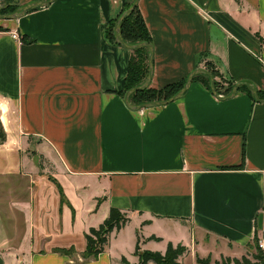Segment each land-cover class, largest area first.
Instances as JSON below:
<instances>
[{"label": "crops", "instance_id": "crops-1", "mask_svg": "<svg viewBox=\"0 0 264 264\" xmlns=\"http://www.w3.org/2000/svg\"><path fill=\"white\" fill-rule=\"evenodd\" d=\"M44 1L0 0V13ZM135 1L57 0L0 21V264H139L138 238L216 264L264 237V103L247 86L228 97L236 84L264 93V0H140L149 88L209 69L219 97L195 77L183 98L139 111L125 103L134 51L108 36ZM111 208L130 222L86 260Z\"/></svg>", "mask_w": 264, "mask_h": 264}, {"label": "trees", "instance_id": "trees-1", "mask_svg": "<svg viewBox=\"0 0 264 264\" xmlns=\"http://www.w3.org/2000/svg\"><path fill=\"white\" fill-rule=\"evenodd\" d=\"M132 6L130 4L127 8L129 9ZM18 8H11L8 11L2 12L1 14H7L14 12ZM125 10V11H126ZM124 11V12H125ZM121 17V16H120ZM118 19L115 20L109 30L108 36L110 39L116 43L115 36V25ZM122 36L126 43L131 45H137L141 43H150L151 37L149 31L145 25V22L140 15L139 8L137 7L133 14L124 21L122 25ZM149 50L142 49L134 51V57L131 59L129 73L127 77V89L126 92L132 88L139 87L143 85L148 77V61H149ZM208 71L216 77L215 72L208 69ZM209 78L206 75L200 74L196 78ZM210 79V78H209ZM143 83V84H142ZM186 84V82H180L166 87L163 90L155 91L153 89H146L141 92H137L131 96V99L137 104V106L154 101H163L168 100L175 96ZM249 94L255 100L254 95L249 91ZM139 95H142L141 97ZM260 98L264 99V93H259ZM136 97L140 98V101H136ZM7 133L0 121V146L6 142ZM130 222L128 215L118 208H111L108 218L98 227L91 228L86 234V251L83 254V257L86 260L95 259L102 253L106 252V249L109 245L110 238L114 232H119ZM153 239H157L153 237ZM158 240V239H157ZM259 239L254 241V244L249 247L252 249L247 256L242 257L241 259H223L221 262L216 264H264V251H262L259 246ZM140 238H138L135 254L139 257V264H148L153 262L155 264H183L181 258L188 253V249L182 245H173L172 243L168 244L166 252H152V251H141L139 247ZM254 247V249L252 248ZM58 253L62 255H69L72 252L59 250ZM122 264H132L125 257L122 258ZM198 264H211V259H198Z\"/></svg>", "mask_w": 264, "mask_h": 264}, {"label": "water", "instance_id": "water-1", "mask_svg": "<svg viewBox=\"0 0 264 264\" xmlns=\"http://www.w3.org/2000/svg\"><path fill=\"white\" fill-rule=\"evenodd\" d=\"M57 0H48V1H44V2H37V3H32V4H28L26 6L20 7L17 10H15L14 12L11 13H7V14H1L0 13V21H13V20H19L21 18H23L24 16H26L29 12L40 9V8H45L50 6L51 4H53L54 2H56ZM140 0H136L132 6L127 9L122 15L121 17L118 19L114 31H115V36H116V43L119 44L120 46L127 48L131 51H138V50H142V49H148L151 53L149 62H148V69H149V74L148 77L145 81V83L139 87H135L132 88L131 90H129L126 93L125 96V103L127 105V107L131 110L134 111H139L142 110L144 108H152V107H159V106H164V105H168L174 101H177L181 98L184 97V95L186 94V92L189 90L190 85L192 84L193 79L200 75H206L210 78L211 80V88H212V92L215 96H218L217 90H216V83H215V77L206 69H197L194 72H192L190 74V76L188 77V80L186 81V84L184 85V87L172 98L168 99V100H163V101H154V102H148L139 106H133L130 103V98L133 94L137 93V92H141L144 91L146 89H148L151 85L152 82V77H153V72H154V49L152 44L150 43H141V44H137V45H131L125 42V40L123 39L122 36V25L124 23V21H126L135 11V9L138 7V3ZM242 86H247L252 94L254 95V98L257 102L259 103H264V99L260 98L259 92L257 90H255L254 88H252L249 85H245V84H236V86L233 88L232 93L228 96L229 98H232L236 95V93L238 92L239 88ZM263 221H264V216L260 215L259 217V221H258V227L259 229L263 228Z\"/></svg>", "mask_w": 264, "mask_h": 264}, {"label": "rangeland", "instance_id": "rangeland-1", "mask_svg": "<svg viewBox=\"0 0 264 264\" xmlns=\"http://www.w3.org/2000/svg\"><path fill=\"white\" fill-rule=\"evenodd\" d=\"M143 84V83H142ZM231 91V90H230ZM140 97L142 96V95H139ZM136 101H140V98L138 97H136ZM38 160L40 161V163H42V165H44V167L46 168V169H51V167L48 165V163L44 160V159H41V158H38ZM2 217H4V215L2 214ZM253 249H254V247H252ZM252 249L249 247L248 248V250L247 251H251ZM252 252V251H251ZM211 264H213V262L211 261Z\"/></svg>", "mask_w": 264, "mask_h": 264}, {"label": "built area", "instance_id": "built-area-1", "mask_svg": "<svg viewBox=\"0 0 264 264\" xmlns=\"http://www.w3.org/2000/svg\"><path fill=\"white\" fill-rule=\"evenodd\" d=\"M14 38L17 39V36L14 35ZM259 248L264 251V237L258 243Z\"/></svg>", "mask_w": 264, "mask_h": 264}]
</instances>
